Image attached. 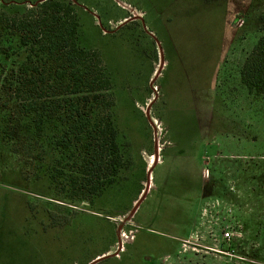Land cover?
I'll use <instances>...</instances> for the list:
<instances>
[{
    "label": "rangeland",
    "instance_id": "rangeland-1",
    "mask_svg": "<svg viewBox=\"0 0 264 264\" xmlns=\"http://www.w3.org/2000/svg\"><path fill=\"white\" fill-rule=\"evenodd\" d=\"M67 1L113 82L125 180L93 197L97 153L57 162L0 92V264H264V95L241 81L264 0Z\"/></svg>",
    "mask_w": 264,
    "mask_h": 264
},
{
    "label": "trees",
    "instance_id": "trees-1",
    "mask_svg": "<svg viewBox=\"0 0 264 264\" xmlns=\"http://www.w3.org/2000/svg\"><path fill=\"white\" fill-rule=\"evenodd\" d=\"M241 81L249 94L264 95V36L247 56ZM0 92L8 97L4 103H15L12 120L23 128L30 121L36 142L47 140L57 162L82 159L91 172L97 153L93 197L121 187L124 146L113 82L101 55L81 36L73 2L39 0L21 11H0Z\"/></svg>",
    "mask_w": 264,
    "mask_h": 264
},
{
    "label": "built area",
    "instance_id": "built-area-1",
    "mask_svg": "<svg viewBox=\"0 0 264 264\" xmlns=\"http://www.w3.org/2000/svg\"><path fill=\"white\" fill-rule=\"evenodd\" d=\"M232 237H233V233H232L231 231H226V232L224 233V239H225V240H231Z\"/></svg>",
    "mask_w": 264,
    "mask_h": 264
},
{
    "label": "water",
    "instance_id": "water-1",
    "mask_svg": "<svg viewBox=\"0 0 264 264\" xmlns=\"http://www.w3.org/2000/svg\"><path fill=\"white\" fill-rule=\"evenodd\" d=\"M150 34L154 35L152 32H150ZM149 173H151V169L149 170ZM139 202H140V201H139ZM138 205H139V203H138ZM138 205L134 208V211L137 209ZM96 262H97V261L92 262V263H90V264H94V263H96Z\"/></svg>",
    "mask_w": 264,
    "mask_h": 264
},
{
    "label": "bare ground",
    "instance_id": "bare-ground-1",
    "mask_svg": "<svg viewBox=\"0 0 264 264\" xmlns=\"http://www.w3.org/2000/svg\"><path fill=\"white\" fill-rule=\"evenodd\" d=\"M157 161V160H156ZM138 205V202L135 203V207Z\"/></svg>",
    "mask_w": 264,
    "mask_h": 264
},
{
    "label": "crops",
    "instance_id": "crops-1",
    "mask_svg": "<svg viewBox=\"0 0 264 264\" xmlns=\"http://www.w3.org/2000/svg\"><path fill=\"white\" fill-rule=\"evenodd\" d=\"M136 16H140V15H136ZM135 202H137V201H135ZM105 254V253H104Z\"/></svg>",
    "mask_w": 264,
    "mask_h": 264
}]
</instances>
